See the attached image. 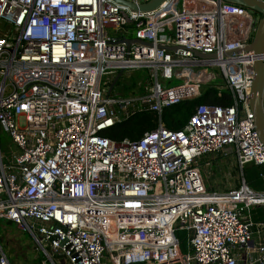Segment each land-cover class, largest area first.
I'll return each instance as SVG.
<instances>
[{
  "label": "built area",
  "instance_id": "built-area-1",
  "mask_svg": "<svg viewBox=\"0 0 264 264\" xmlns=\"http://www.w3.org/2000/svg\"><path fill=\"white\" fill-rule=\"evenodd\" d=\"M251 12L223 0H164L148 12L114 0H0V132L15 148L6 156L0 137V224L28 233L42 264H264V223L252 218L264 191L243 179L209 192L202 171L204 157L228 149L241 169L264 166L251 110L264 53L247 50ZM206 66L224 83L206 81ZM138 69L149 71L142 93L108 96L121 70ZM159 73L182 82L164 88ZM211 88L230 91L233 105L201 104L182 129L165 125L166 110ZM142 113L158 126L140 139L107 136ZM177 230L192 234L189 254ZM0 264H11L1 243Z\"/></svg>",
  "mask_w": 264,
  "mask_h": 264
},
{
  "label": "rangeland",
  "instance_id": "rangeland-1",
  "mask_svg": "<svg viewBox=\"0 0 264 264\" xmlns=\"http://www.w3.org/2000/svg\"><path fill=\"white\" fill-rule=\"evenodd\" d=\"M255 19H260V15L256 12H251ZM111 33L112 31L109 30ZM165 34L169 39L174 38V32L165 31ZM76 50L86 51L87 48L82 45H76ZM186 68H182L184 71ZM207 72L205 76L206 81H210L214 84H223L224 81L220 78V70L213 66H206L199 68ZM192 71V69H187ZM181 72V71H180ZM149 71L147 69H138L124 73L117 85L114 88V92L111 97L130 98L143 92L144 86L148 83L147 78ZM159 80L162 82L164 88H169L174 85L180 84L182 78L180 75H174L173 80H164L162 74L159 73ZM142 83L143 86H139ZM150 84V82L148 83ZM149 118H157L151 114ZM166 115L164 116V123L166 124ZM147 119V116H142L136 119L134 126H125L123 128L125 138L130 140H138L141 137V133L138 129L141 127V123ZM22 125H24L22 123ZM155 128V127H154ZM2 152L6 156L10 155L12 150H15L12 145L11 139L4 130L0 132ZM225 153L216 155L225 162L218 170L215 168H209L202 165V171H204L209 177L206 183V188L209 192H217L220 190H228L229 187L238 186L243 178L247 181L250 187L256 191H264V171L257 168L253 164L246 165L243 169L236 167L233 156H228ZM205 168V169H204ZM204 177H205V173ZM262 174V175H261ZM217 181V182H216ZM220 182V183H219ZM228 187V188H226ZM164 189L162 186H158L157 192L162 193ZM230 191V190H228ZM0 243L2 248L8 257L11 264H42L43 255L39 253L32 242V238L28 233L20 231L14 224L7 221H2L0 224Z\"/></svg>",
  "mask_w": 264,
  "mask_h": 264
},
{
  "label": "trees",
  "instance_id": "trees-1",
  "mask_svg": "<svg viewBox=\"0 0 264 264\" xmlns=\"http://www.w3.org/2000/svg\"><path fill=\"white\" fill-rule=\"evenodd\" d=\"M201 104L229 107L233 105L232 94L230 93V91H225L221 93L213 88L206 89L201 97L196 98L194 100L184 101L181 104L166 110L163 114V119L165 115L167 117L165 125L172 130L182 129L189 122L190 118L194 114L195 108ZM150 115V113L136 114L129 120L125 121L124 123L111 130L109 133H107V136L113 140L120 141L125 138L123 131V128L125 126L133 127L136 119L142 116H147V119L141 123V127L138 129L142 137L146 132L155 129L158 126V119L149 118ZM257 168H260L262 169V171H264V166ZM252 218L256 222L264 223V207L254 208L252 210ZM191 236L192 234L190 232L182 230L176 231V237L180 242L181 250L184 254L190 253Z\"/></svg>",
  "mask_w": 264,
  "mask_h": 264
},
{
  "label": "water",
  "instance_id": "water-1",
  "mask_svg": "<svg viewBox=\"0 0 264 264\" xmlns=\"http://www.w3.org/2000/svg\"><path fill=\"white\" fill-rule=\"evenodd\" d=\"M118 4L127 6L132 10H141L143 12L153 11L157 9L164 0H154L153 2L142 5L139 8L126 0H114ZM227 3L242 6L256 12L260 15V19L257 24L255 37L253 42L247 47L248 51L254 52V54L259 57L264 53V3L258 0H223ZM137 43L139 45L151 44L143 42L141 40H127V44ZM160 49L168 51H176V47H160ZM231 54V53H229ZM195 56L201 59H215L216 55H205L202 53L195 52ZM255 77L252 85V97H251V110L255 119V128L259 133L260 138L264 144V108H263V92H264V62L261 58L255 61ZM124 71L121 70L119 74L114 78L112 84L110 85L108 96L113 92L115 86L123 76Z\"/></svg>",
  "mask_w": 264,
  "mask_h": 264
},
{
  "label": "crops",
  "instance_id": "crops-1",
  "mask_svg": "<svg viewBox=\"0 0 264 264\" xmlns=\"http://www.w3.org/2000/svg\"><path fill=\"white\" fill-rule=\"evenodd\" d=\"M227 154H229L228 156H233L234 158V162L236 163V167L238 166L237 165V160H236V154H235V151L233 149H228L227 151ZM216 155H219V154H216ZM216 155H212V156H208V157H204L203 158V165H205L206 167H211L213 169H217L223 165L225 162L222 160L221 156L219 158H217L218 156ZM224 156L226 157V155L224 154ZM258 167V166H256ZM205 169V168H204ZM204 172V171H203ZM205 173V172H204ZM244 179V178H243ZM209 180V177L207 176V174L205 173V182L207 183ZM217 182V181H216ZM247 182V181H246ZM220 183V182H219ZM248 184V183H247ZM249 185V184H248ZM234 186L236 187V184H234ZM250 186V185H249ZM228 188V187H226ZM234 188V187H232ZM231 187L228 188V190H231L232 189ZM228 190H220V191H217V192H221V193H225V192H228Z\"/></svg>",
  "mask_w": 264,
  "mask_h": 264
}]
</instances>
